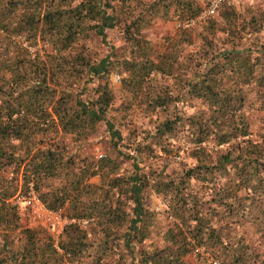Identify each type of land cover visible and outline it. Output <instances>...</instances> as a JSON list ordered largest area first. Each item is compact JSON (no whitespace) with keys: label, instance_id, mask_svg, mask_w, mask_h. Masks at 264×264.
<instances>
[{"label":"trees","instance_id":"1","mask_svg":"<svg viewBox=\"0 0 264 264\" xmlns=\"http://www.w3.org/2000/svg\"><path fill=\"white\" fill-rule=\"evenodd\" d=\"M234 7L221 4L204 18L196 32L203 55L181 59L191 28L161 51L142 31L155 16L195 17L198 0H0V264H185L187 251L213 244L223 264H264L259 245L236 233L243 220L264 223V118L254 139L246 115L264 111V9L246 7L243 16ZM115 29L118 53L109 46L94 59L83 51L90 36L106 43ZM36 41L52 50L45 60L26 48ZM133 107L158 108L161 117L124 135ZM99 128L110 151L97 160L47 141L60 133L83 145ZM180 141L191 144L192 165L172 175L167 162L158 171L141 164ZM28 182L46 208L91 222L65 224L56 245L45 228L24 226L8 198ZM151 193L167 197L176 222L160 246L147 247Z\"/></svg>","mask_w":264,"mask_h":264},{"label":"rangeland","instance_id":"2","mask_svg":"<svg viewBox=\"0 0 264 264\" xmlns=\"http://www.w3.org/2000/svg\"><path fill=\"white\" fill-rule=\"evenodd\" d=\"M206 0H198V4L200 5V8L204 5ZM246 7H250L251 10H261L264 9V0H243L241 3L236 5L234 8L237 10L238 13H243V16H246L247 14L243 12L245 11ZM187 17H182L181 12L176 11L175 13L169 14L166 16H155L151 18L148 25L143 29V36L148 39L152 44H155L156 47L159 48L161 51L166 46L169 47V44H167V41H165L166 38H174V36L179 35L180 31L179 29H185V28H178L177 24L181 23L182 20H184ZM203 19L195 20L194 24L191 27V39L187 43H180V58L183 59V55H192L191 57H200L203 55V48L200 43L198 34L196 32L199 29L200 23ZM222 22L221 24H223ZM217 35L223 36L224 33L220 30L218 31ZM177 39V38H176ZM250 39H252L250 37ZM254 40V39H252ZM263 43L264 39L263 37L260 38V40H257V42ZM84 49L91 58H99L103 55H106L110 49L109 46H113L115 48V52L118 53L119 50L117 49L120 46V40L117 30H111L108 32L106 37V43H102L98 37L90 36L88 39H86L83 42ZM31 48L35 50V54L38 55V57L42 60L46 59V52L49 54H52V50L48 44L42 43V41H36L35 45H32ZM78 50V49H77ZM115 76H117V80H115ZM119 81V74L118 73H111L110 74V82H112L114 88H117V84ZM164 82L171 83V79L167 78L164 79ZM115 105L118 104L117 97L114 101ZM188 104H192L193 108H200L199 103L197 101L191 100L188 102ZM190 107L188 106V110ZM148 112L143 113L142 107L141 108H134L133 112L124 120V123L126 125L123 126V134L126 135L127 128L135 130H142L145 128H149L155 119L160 118L161 115L158 112V108L155 109V111H151L149 107H147ZM197 110V109H196ZM247 117L250 123V131H251V137L257 138V128L261 126V120L264 118V111H260L258 109H252L247 111ZM49 137L50 142H60L65 146V154L67 155H75L78 152L83 153L85 155H88L90 159L93 160L100 159L110 151L108 149L107 143L103 142V128H99L95 133L90 135L87 138V142L83 145L77 144L73 142L70 138V136H61L60 133L52 136V133L47 134ZM52 136V137H51ZM258 139V138H257ZM175 140V139H174ZM176 144V143H175ZM180 147L177 149H174L171 151L170 154L167 155L163 152H159L156 155H152L150 157H143V160L141 161V164H144L145 166H148L151 169H154L156 171L161 169V166L164 165V162H167V165L165 167V170L169 172L170 174H174L179 170V168L184 165H192V159L187 154V151L191 148V144L186 143L184 145L183 141L179 142ZM205 147L210 149L212 152L214 151L215 147L214 145L209 142L205 141ZM225 146L221 147L223 149ZM158 151V150H156ZM101 154L99 157H97V154ZM112 154V152L110 153ZM114 155V153H113ZM127 169V162H123L120 164L119 172L125 171ZM88 181L91 183H96L98 181L97 176H92L88 178ZM222 180H217L218 183H221ZM20 183V178L18 179V184ZM58 181L56 179L53 180V184H57ZM20 185V184H19ZM211 185V183H209ZM207 185L208 187H210ZM28 186H31V183H27L25 187L21 185V187L18 186L16 189L20 192H23L27 189ZM194 190L200 189V184L194 186ZM209 191V189L207 190ZM199 192V191H198ZM200 193V192H199ZM167 197L155 193H151L149 195V209L155 213L154 216V223L153 226L150 227L152 232L150 233L149 237L143 242V246L150 247L148 243L151 242L153 244H156L158 246L162 243V237L161 233L169 226L172 225V223L176 222L175 217L172 215L169 203L166 199ZM197 200H202L203 198H209L208 193L205 194V196H196ZM127 212H129V203L126 204ZM171 214V215H170ZM89 223L91 222V218L88 219ZM243 220V219H242ZM244 221V225H238L237 228V235H241L242 239L244 240L245 244L248 246H255L259 245L257 248L258 254L264 253V223L262 222L260 226H249V221ZM88 231V230H87ZM90 239H94L95 235L92 234V232H88ZM223 236L228 239V226L225 227L223 231ZM153 246V245H152ZM228 248V247H227ZM197 249V250H196ZM192 248L184 255V261L185 264H223L222 260L220 258H217L216 251L218 252V246L216 245H207L205 249L202 248ZM118 250V249H113ZM214 253V255H213ZM221 253V252H219ZM115 257V255H112ZM220 257V256H219ZM111 260L109 258L107 261ZM71 264V263H67Z\"/></svg>","mask_w":264,"mask_h":264},{"label":"built area","instance_id":"3","mask_svg":"<svg viewBox=\"0 0 264 264\" xmlns=\"http://www.w3.org/2000/svg\"><path fill=\"white\" fill-rule=\"evenodd\" d=\"M242 1L243 0H206L195 17L185 18L181 23L177 24V27L191 28L195 20L213 16L221 4L236 6ZM26 48L31 54L35 51L29 46ZM117 79V76H115V80ZM100 155L99 153L96 156L99 157ZM8 201L19 214L24 226L45 228L54 241V245H56L58 233L65 224L76 222L79 226H85L89 221L85 218L67 219L62 215L61 208L56 210L46 208L37 197L32 186H28L23 192L19 190L15 191L8 198Z\"/></svg>","mask_w":264,"mask_h":264}]
</instances>
